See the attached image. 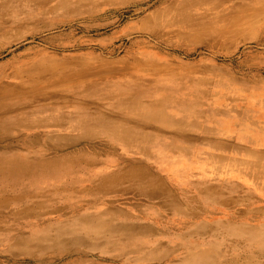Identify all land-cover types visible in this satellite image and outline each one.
<instances>
[{
  "label": "rangeland",
  "instance_id": "374dc122",
  "mask_svg": "<svg viewBox=\"0 0 264 264\" xmlns=\"http://www.w3.org/2000/svg\"><path fill=\"white\" fill-rule=\"evenodd\" d=\"M0 159V264H264V0H0Z\"/></svg>",
  "mask_w": 264,
  "mask_h": 264
},
{
  "label": "bare ground",
  "instance_id": "6f19581e",
  "mask_svg": "<svg viewBox=\"0 0 264 264\" xmlns=\"http://www.w3.org/2000/svg\"><path fill=\"white\" fill-rule=\"evenodd\" d=\"M50 169V163H46V161L44 160L0 159V175H8L7 177H14V174L15 176L21 174L35 175L38 173H45ZM137 190L138 194H140V196L143 198L144 203L148 207H156L158 204H162L165 206L163 207L165 211H174V213L177 212L172 208V203L179 197L175 196L172 192L147 189ZM182 194H184V197L186 196L185 192H182ZM101 229L104 231H110L111 229H116V227L114 223L111 225L103 224V226H101Z\"/></svg>",
  "mask_w": 264,
  "mask_h": 264
}]
</instances>
